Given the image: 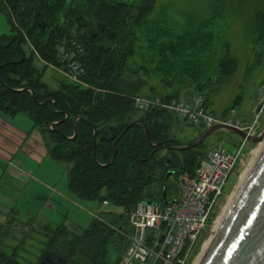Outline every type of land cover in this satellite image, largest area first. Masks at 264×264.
Wrapping results in <instances>:
<instances>
[{"label":"trees","instance_id":"1","mask_svg":"<svg viewBox=\"0 0 264 264\" xmlns=\"http://www.w3.org/2000/svg\"><path fill=\"white\" fill-rule=\"evenodd\" d=\"M1 1L12 16L13 33H0V111L29 115L45 137L49 156L70 164L68 190L80 199L107 200L110 221L97 216L81 233L65 224L46 227L36 261L26 263L0 252V264H118L129 242L121 230H129L127 221L138 202L164 203L168 181L194 171L205 156L199 146L168 149L163 142L181 144L170 136L173 114L160 108L139 111L132 97L174 99L190 91H212L208 64L215 14L190 20L175 34L149 17L158 0ZM255 22L253 41L263 53V10L256 11ZM64 36L84 47L79 59L90 87L63 81L52 89L43 81L44 68L35 60L61 65L56 45ZM224 59L221 65L237 64L235 58ZM134 120L141 122L115 145ZM145 126L152 143L159 145L149 143ZM116 241L120 245L113 246Z\"/></svg>","mask_w":264,"mask_h":264},{"label":"rangeland","instance_id":"2","mask_svg":"<svg viewBox=\"0 0 264 264\" xmlns=\"http://www.w3.org/2000/svg\"><path fill=\"white\" fill-rule=\"evenodd\" d=\"M259 9L264 11V0H158L152 4L149 17L168 25L175 34L182 33L190 20L201 21L215 14L212 26L215 41L208 64L213 85L212 91L203 93V96L209 103V110L217 116L228 114L235 107L242 119L252 118L250 113L264 81V52H259L253 41L255 13ZM11 17L7 6L0 0L1 34L13 33ZM221 58H225L226 62L235 58L237 64H229L230 67L228 64L221 65ZM35 64L40 69L44 68L42 79L52 89H58L61 82L70 80L59 68L54 67L56 64L46 65L41 58H36ZM147 91L148 88L143 91L144 94ZM236 98H239V102L234 104ZM172 114L170 136L181 144L190 142L207 129L203 124L178 121V116ZM20 115L21 113L18 117ZM261 121L264 124V113ZM224 141L240 145L243 138L233 132L217 131L199 145L198 150L206 154ZM255 147L257 146L250 142L245 144L242 150L244 157L234 169V175L225 187L226 193L220 198L214 215L226 205L228 207L234 193L239 190L236 185L241 180V174L247 167L254 165L258 157L259 151ZM39 163L36 168L32 164L22 165L32 170L29 177L27 174L20 176L11 171L12 173H6L0 178V252L7 256L15 255L17 260L26 263L36 261L41 254L46 227L55 228L65 224L74 232L81 233L97 216L110 221L109 206L106 207L97 200L80 199L68 190L69 163L55 161L48 155ZM177 179L168 181L169 198L178 193ZM53 188H56L55 191ZM222 204L223 207L220 208ZM127 228L129 232L132 230L129 219ZM128 231L121 230L127 242L130 234ZM210 235L211 233L205 235L196 264L204 255L205 240ZM118 245L119 241L113 244ZM110 255L115 257V252L110 251Z\"/></svg>","mask_w":264,"mask_h":264},{"label":"built area","instance_id":"3","mask_svg":"<svg viewBox=\"0 0 264 264\" xmlns=\"http://www.w3.org/2000/svg\"><path fill=\"white\" fill-rule=\"evenodd\" d=\"M56 49L64 65L59 69L71 81L90 87L85 80L86 69L79 59L84 53L81 43L75 38L64 36L59 39ZM134 102L140 111L166 109L175 113L181 120L203 124L205 127L219 123L229 124L247 135H259L263 130L261 118L264 113V81L260 85L255 107L250 113L252 118L247 120L238 116L237 108H232L226 119L216 116L207 108L201 95L192 100L171 101L136 95ZM247 142L248 137L244 138L236 152H231L223 145L212 147L194 171L180 174L179 193L165 205L140 201L130 215L132 230L119 264H196L205 235L212 233L227 206L214 215L220 198L225 194V187L234 175V169L244 157L242 150ZM261 142L255 147L257 152L259 151L258 157L264 147L260 145ZM253 166L252 164L250 168L247 167L241 174L240 184L236 185L238 189ZM105 204H108V201H105ZM222 207L223 204L220 205V208Z\"/></svg>","mask_w":264,"mask_h":264},{"label":"water","instance_id":"4","mask_svg":"<svg viewBox=\"0 0 264 264\" xmlns=\"http://www.w3.org/2000/svg\"><path fill=\"white\" fill-rule=\"evenodd\" d=\"M140 122L134 120L129 123L115 141V145L133 124ZM145 131L147 140L153 144L146 126ZM217 131H229L244 138L248 137L252 144L264 141V129L259 135H247L237 127L216 124L200 133L192 143L170 145L163 142L162 144L176 151L193 149ZM76 133L77 129H75ZM229 150L235 151L233 148ZM117 152L116 147L113 158ZM163 198L166 200V190ZM199 264H264V147Z\"/></svg>","mask_w":264,"mask_h":264},{"label":"crops","instance_id":"5","mask_svg":"<svg viewBox=\"0 0 264 264\" xmlns=\"http://www.w3.org/2000/svg\"><path fill=\"white\" fill-rule=\"evenodd\" d=\"M194 95L190 91L182 97L192 98ZM18 115L1 114L0 117V178L9 172L20 176L27 174L29 177L32 170L22 165L32 164L36 168L40 161L49 156L45 137L34 126L31 117L23 113L20 117ZM55 189L53 188L54 191Z\"/></svg>","mask_w":264,"mask_h":264},{"label":"bare ground","instance_id":"6","mask_svg":"<svg viewBox=\"0 0 264 264\" xmlns=\"http://www.w3.org/2000/svg\"><path fill=\"white\" fill-rule=\"evenodd\" d=\"M260 145H261V146H262V145L264 146V143L261 142ZM261 146L259 147V149L261 148ZM239 190H240V189H239ZM239 190H238L236 193H234L233 197L231 198L230 204L228 205V207L225 208V210L223 211V213H222L220 219L217 221V225H216L215 229L212 231L211 235H210L209 238L207 239L208 242L206 241L207 243H205L206 245H205V248H204V253H205V251L208 249V247L210 246V244H211L213 238L215 237V235H216V233H217V231H218V229H219V227H220V225H221L223 219L225 218L226 214L228 213L231 204L233 203V201H234L235 198L237 197V195H238V193H239Z\"/></svg>","mask_w":264,"mask_h":264},{"label":"flooded vegetation","instance_id":"7","mask_svg":"<svg viewBox=\"0 0 264 264\" xmlns=\"http://www.w3.org/2000/svg\"><path fill=\"white\" fill-rule=\"evenodd\" d=\"M223 145H226L225 147H226L227 149H229V148H233L234 150L237 149V148H236V144L233 143V142H230V141H224Z\"/></svg>","mask_w":264,"mask_h":264}]
</instances>
